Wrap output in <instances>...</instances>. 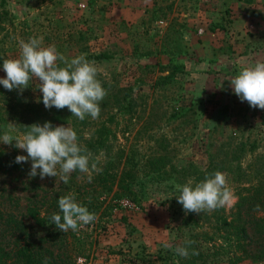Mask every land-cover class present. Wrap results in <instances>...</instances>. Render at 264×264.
I'll return each mask as SVG.
<instances>
[{
	"label": "rangeland",
	"instance_id": "obj_1",
	"mask_svg": "<svg viewBox=\"0 0 264 264\" xmlns=\"http://www.w3.org/2000/svg\"><path fill=\"white\" fill-rule=\"evenodd\" d=\"M239 1L4 0L8 14L0 58H18L20 40L42 36L43 46L55 45L69 60L84 54L99 69L106 104L92 120L114 113L108 123L116 136L111 151L96 156L94 171L80 173L77 181L118 153L121 163L127 159V166L137 170L136 200L111 199L110 193L100 197L104 202L98 209L89 210L96 220L77 231L88 253L78 263L189 264L192 245L186 242L194 241L201 251L197 264H264V258L251 259L241 248L249 241L250 251H263L264 210H242L238 217L236 205L239 195L264 184V109L242 102L230 84L242 69L264 61V0H243L244 6ZM2 65L0 59V77H6ZM5 90L23 101L42 97L38 79L22 93ZM3 99L0 113L9 133L22 135L13 118L16 98ZM60 125L73 128L69 121L53 127ZM217 171L226 174L233 202L185 214L177 185L194 187ZM19 173L0 169V235L9 214L23 216L42 235L46 227L26 216L30 191L23 188L27 176ZM59 181L58 176L42 182ZM107 203L109 210L102 212ZM189 215L196 223L185 225ZM242 224L247 237L238 233ZM177 246L188 247L189 257L177 255Z\"/></svg>",
	"mask_w": 264,
	"mask_h": 264
},
{
	"label": "clouds",
	"instance_id": "obj_2",
	"mask_svg": "<svg viewBox=\"0 0 264 264\" xmlns=\"http://www.w3.org/2000/svg\"><path fill=\"white\" fill-rule=\"evenodd\" d=\"M43 39L41 36L31 37L27 42L20 40L18 58H0L3 59L2 67L6 73V77H0V85L8 91L19 90L22 93L29 87L30 81L38 79L46 109L55 107L59 110L67 107L72 116L81 121L86 116L98 119L100 104L107 96V90L97 78L99 69L84 54L69 60L55 45L43 46ZM230 84L234 94L242 102L247 101L253 108L264 109V61H256L254 66L242 69L230 80ZM28 128L27 132L19 136L4 132L0 135V143L27 153L26 156L17 155L15 163L30 160V177L39 175L44 179L59 176L64 184H68L70 174L74 171L88 174L96 168L92 154L78 143L77 133L72 127H53L51 122H45ZM91 180V175H88V182ZM177 190L179 195L176 198L185 214L212 212L234 200L226 174L219 171L206 176L194 187L191 182L183 186L177 185ZM58 207L62 216L54 213L51 220L63 233L78 231L80 227L96 220V215L79 204L73 193L59 197ZM193 243L194 241L186 242L188 246ZM175 252L181 257H189L188 247L177 246ZM191 255H198V252L193 250ZM44 264H47V258Z\"/></svg>",
	"mask_w": 264,
	"mask_h": 264
},
{
	"label": "trees",
	"instance_id": "obj_3",
	"mask_svg": "<svg viewBox=\"0 0 264 264\" xmlns=\"http://www.w3.org/2000/svg\"><path fill=\"white\" fill-rule=\"evenodd\" d=\"M3 4L4 0H0V34L5 29L4 22L8 14ZM33 84L34 81H30L28 89ZM6 93L7 91L0 87V96L4 97V103H11L12 98H16V106L14 107L16 111L13 118L17 130L25 133L29 130L28 126L33 124L43 125L45 122H51L54 126L55 123L69 121L77 133L78 143L86 147L92 154V158L96 161V166L99 164L96 156L101 152L109 153L111 151L112 140L115 139L116 134L112 131L108 122L113 120L114 113L108 112L107 119L98 122H93L94 119L92 120L90 116H86L81 121L77 117L72 116L67 107L59 110L55 107L46 109L42 97L38 100L29 99L23 101L17 92L11 95ZM127 103L128 110H130L133 105L132 97L128 99ZM105 104L106 98L100 104L101 113H103L102 109ZM18 110H20L19 113ZM92 125L96 126L87 138L83 137L84 131ZM4 132L10 131L6 120L0 113V135ZM19 153V150L14 146L10 150L0 146V169L20 170L19 176H27V179L23 181L25 184L23 188L30 191L26 205V216L31 218L37 227H46V232L42 235H37L34 233L33 227L23 220V216L9 214L5 223L6 227L1 229L4 233L0 235V264H44L45 258H47V264H80L78 263L79 258L88 257V253L85 252L81 242L80 234L72 230L63 233L56 228L51 220V216L54 213L62 216L58 207L59 197L73 193L76 201L86 206L88 210L93 207L98 209L104 202L100 197L110 193L112 194L111 199L123 200L125 198L129 201L136 200L133 184L137 177V170L127 166V159L121 163L122 156L118 153L114 161L105 163L98 172L91 175V182H88V176L85 181H77L76 178L80 175L77 170L70 174L68 184L59 181V183L45 185L39 175L36 177L29 176L31 169L30 160L26 163H15V157ZM158 178H162L161 175ZM109 205L107 203L102 212L109 210ZM236 205L239 208L238 217L242 210H264V184L252 187L251 192L247 195H239ZM194 223H196V220L192 215H189L185 220V225ZM238 233L241 237H247L245 224L238 227ZM249 243L248 241L241 244L242 251L246 253V256L256 260L264 258V249L259 253L252 252L245 247ZM193 250L197 251L198 255H191L189 264H197L196 260L201 257V251L196 243L192 244Z\"/></svg>",
	"mask_w": 264,
	"mask_h": 264
},
{
	"label": "crops",
	"instance_id": "obj_4",
	"mask_svg": "<svg viewBox=\"0 0 264 264\" xmlns=\"http://www.w3.org/2000/svg\"><path fill=\"white\" fill-rule=\"evenodd\" d=\"M242 1H243V0L239 1L237 5L242 4ZM244 4H245V2H244ZM244 4H242L241 6H244ZM253 55H254V54H253Z\"/></svg>",
	"mask_w": 264,
	"mask_h": 264
},
{
	"label": "built area",
	"instance_id": "obj_5",
	"mask_svg": "<svg viewBox=\"0 0 264 264\" xmlns=\"http://www.w3.org/2000/svg\"><path fill=\"white\" fill-rule=\"evenodd\" d=\"M252 27H253V25L251 24V25H250V28H252Z\"/></svg>",
	"mask_w": 264,
	"mask_h": 264
}]
</instances>
